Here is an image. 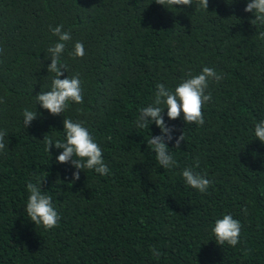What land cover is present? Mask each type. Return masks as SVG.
I'll return each instance as SVG.
<instances>
[{"label": "trees", "instance_id": "obj_1", "mask_svg": "<svg viewBox=\"0 0 264 264\" xmlns=\"http://www.w3.org/2000/svg\"><path fill=\"white\" fill-rule=\"evenodd\" d=\"M247 2L208 0L205 10L199 0L169 9L155 0H0V264H264V143L254 135L264 119V25L252 24ZM57 25L71 33L60 78L79 74L83 103L54 116L35 95L51 88ZM77 41L83 57L70 55ZM205 66L223 79L209 81L204 124L162 111L176 160L163 168L147 144L161 130L137 127L139 110L157 83L174 89ZM25 108L39 113L26 128ZM69 117L84 122L109 174L84 169L70 182L74 167L56 161L63 150L46 151L44 136L64 140ZM185 167L212 181L206 192L186 184ZM44 176L60 216L49 230L24 212L26 184ZM228 213L242 225L234 247L212 232Z\"/></svg>", "mask_w": 264, "mask_h": 264}, {"label": "clouds", "instance_id": "obj_2", "mask_svg": "<svg viewBox=\"0 0 264 264\" xmlns=\"http://www.w3.org/2000/svg\"><path fill=\"white\" fill-rule=\"evenodd\" d=\"M157 4L168 6L167 9L174 6L192 5V0H155ZM199 5L207 10L208 0H199ZM245 12L254 14L252 24L257 23L264 25V0H248ZM63 26L57 25L50 30L56 36L57 42L48 48L50 53L49 59L51 63L47 65V72L54 73L50 90L38 92L35 95L36 104L46 109L51 115H62L69 107V102L81 104L83 103V94L81 88V80L79 74L72 77L66 76L61 79L63 74L61 69L66 71V65L61 62V55L65 51L66 42L71 40L69 31H62ZM260 38L264 39V32L259 33ZM3 48L0 47V53ZM70 55L74 57H83L85 49L82 42L77 41L74 44L73 52ZM223 79L214 68L203 67L201 72L196 75L188 74L187 78L179 82L174 89H170L163 83H157L154 100L151 104L139 110V116L136 126L143 129L148 128L151 122H155L160 128L161 134L150 136L147 144L155 154L156 161L163 168H169L176 164V160L169 152V147L165 140L173 139V128L167 126L162 116V111L167 108V116L169 119H177L181 117L185 123H195L197 125L204 124L203 107L206 102L211 100V93L206 92L209 87V81L214 80L217 83ZM3 99L0 98V103ZM164 105V107H161ZM37 111L23 109V123L25 128L31 121L37 118ZM63 130L65 134L64 140H53L51 137H45L46 151L50 154V148L55 147L62 149L56 156L59 163H71L75 171L72 173V181L80 178V170L91 169L101 176L109 174L110 169L104 162L103 150L94 140L92 134L84 126L83 121L73 120L72 118H64ZM6 130H0V151L6 148L5 137ZM255 138L264 143V119H261L254 126ZM184 137L181 133L175 139V148H179ZM51 155V154H50ZM198 167V162L197 165ZM187 185L204 193L208 190L212 181L196 172L193 167H185L181 173ZM44 177H37L36 182L29 181L26 189L29 193L27 203L24 207L27 217L36 225H42L45 230L58 227L60 216L52 203V197L42 191L41 183ZM246 211V209H245ZM241 222L233 218L232 214H223L222 218H217L212 227L215 241L219 245L227 243L230 246H236L240 242ZM153 255L158 259L160 252L156 248H152Z\"/></svg>", "mask_w": 264, "mask_h": 264}]
</instances>
